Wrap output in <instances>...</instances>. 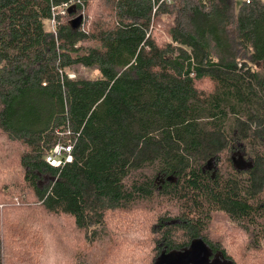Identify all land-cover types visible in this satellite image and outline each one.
I'll return each instance as SVG.
<instances>
[{
	"label": "trees",
	"instance_id": "16d2710c",
	"mask_svg": "<svg viewBox=\"0 0 264 264\" xmlns=\"http://www.w3.org/2000/svg\"><path fill=\"white\" fill-rule=\"evenodd\" d=\"M69 1L0 0V264H264V0Z\"/></svg>",
	"mask_w": 264,
	"mask_h": 264
},
{
	"label": "rangeland",
	"instance_id": "374dc122",
	"mask_svg": "<svg viewBox=\"0 0 264 264\" xmlns=\"http://www.w3.org/2000/svg\"><path fill=\"white\" fill-rule=\"evenodd\" d=\"M85 9H82V14L84 16V19L86 17ZM78 14V12H77ZM84 22V21H83ZM82 27V26H81ZM48 29H51L52 32H54V24L50 22V24L47 25ZM56 30V28H55ZM258 69H264V64L258 63L256 65ZM97 71L95 69H86L83 67H77L74 68L70 72L71 78L76 79H86V78H95L97 77ZM235 164L240 170H245L249 167V163H247L244 158L241 155L236 156L235 158ZM223 221V219H222ZM228 223L224 222V225H218V231L220 232L224 226H227ZM71 256L75 254V246L73 245V248L70 249ZM159 264H229V262L225 261L221 256H216L212 258L210 256V252L207 248V246L200 240L195 241L193 245L183 252H173L168 255H163L160 260Z\"/></svg>",
	"mask_w": 264,
	"mask_h": 264
},
{
	"label": "built area",
	"instance_id": "2783aa9c",
	"mask_svg": "<svg viewBox=\"0 0 264 264\" xmlns=\"http://www.w3.org/2000/svg\"><path fill=\"white\" fill-rule=\"evenodd\" d=\"M171 1V0H167ZM248 3L250 1L248 0ZM82 4L80 0H71L66 2L60 8V13L62 15H66L70 8L75 7L77 5ZM51 22L54 24V31L56 28V14H53V18ZM73 148L74 144L72 143H59L57 144L46 156V162L54 168H63L68 163L73 161Z\"/></svg>",
	"mask_w": 264,
	"mask_h": 264
},
{
	"label": "water",
	"instance_id": "95a60500",
	"mask_svg": "<svg viewBox=\"0 0 264 264\" xmlns=\"http://www.w3.org/2000/svg\"><path fill=\"white\" fill-rule=\"evenodd\" d=\"M69 14L76 15V17L70 21V23H69L70 26L75 30L79 29L81 27V25L83 24L84 16L83 15H77V8L76 7L70 8Z\"/></svg>",
	"mask_w": 264,
	"mask_h": 264
}]
</instances>
